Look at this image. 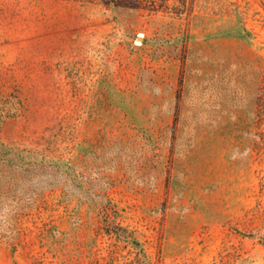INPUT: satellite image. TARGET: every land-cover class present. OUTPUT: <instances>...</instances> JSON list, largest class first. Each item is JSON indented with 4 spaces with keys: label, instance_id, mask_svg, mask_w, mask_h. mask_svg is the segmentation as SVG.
Returning <instances> with one entry per match:
<instances>
[{
    "label": "rangeland",
    "instance_id": "1",
    "mask_svg": "<svg viewBox=\"0 0 264 264\" xmlns=\"http://www.w3.org/2000/svg\"><path fill=\"white\" fill-rule=\"evenodd\" d=\"M262 99L264 0H0V264H264Z\"/></svg>",
    "mask_w": 264,
    "mask_h": 264
},
{
    "label": "trees",
    "instance_id": "2",
    "mask_svg": "<svg viewBox=\"0 0 264 264\" xmlns=\"http://www.w3.org/2000/svg\"><path fill=\"white\" fill-rule=\"evenodd\" d=\"M75 1H87L97 2L106 7L124 8V9H144L151 12H169L177 16L189 13L193 9L194 0H75ZM263 100V99H262ZM264 103V100H263ZM114 214L107 213L108 222L104 223V226L100 231L104 235L125 237L126 229L112 219ZM130 238V235H127ZM153 264L145 262L142 257L137 256L135 264Z\"/></svg>",
    "mask_w": 264,
    "mask_h": 264
}]
</instances>
